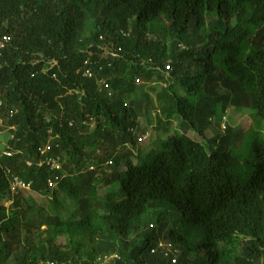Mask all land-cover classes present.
<instances>
[{
	"label": "trees",
	"instance_id": "trees-1",
	"mask_svg": "<svg viewBox=\"0 0 264 264\" xmlns=\"http://www.w3.org/2000/svg\"><path fill=\"white\" fill-rule=\"evenodd\" d=\"M4 35L0 264H172L151 254L157 229L176 264H264V0H0ZM153 96L152 134L177 128L147 151ZM241 107L256 110L251 149L232 144L240 128L206 138Z\"/></svg>",
	"mask_w": 264,
	"mask_h": 264
},
{
	"label": "rangeland",
	"instance_id": "rangeland-1",
	"mask_svg": "<svg viewBox=\"0 0 264 264\" xmlns=\"http://www.w3.org/2000/svg\"><path fill=\"white\" fill-rule=\"evenodd\" d=\"M153 100H154V106L156 110H151V112L149 113H142L141 116L139 117L140 120V127L139 129H145L148 127V131L151 129V126H156V121H155V112H157V106H158V102L155 100V96H153ZM252 112L249 111H242V110H228L229 111V126L233 127V128H239L240 127V131H238V138L236 139L237 134L235 135L234 138H232L231 142L234 145V142L236 145H239V148H241V151H244V153H246L248 151V149H251V144L255 138V134L254 132H256L258 129H255L258 127L259 123H256V119H255V123H254V114H256V111L254 108H251ZM221 112H217V114L215 115V117L213 118L215 120V122L212 124V128H210V130L206 131V138L207 139H213L215 137H220L223 132L221 130V126L219 127L216 124V121H218V117L220 116ZM261 125L263 126V133L262 135L264 136V123H261ZM257 126V127H256ZM91 127H94V124H92ZM253 127V128H251ZM177 128V124L174 123L171 127V131L170 132H165V131H161L158 135L152 134L151 133V137H149L148 139H143V142H139V145H145V148L147 149V151H150L152 149H154L157 145V141H158V137L161 136L163 138L168 137L169 135L173 134V131ZM220 128V129H218ZM190 135L195 139V140H199L202 141L203 138H201L198 134H194V133H190ZM9 132H7L6 130V126L5 123H3V121L0 122V150H3L7 144V140L9 139ZM144 148V150L146 151V149ZM252 156V155H251ZM251 156H247V157H251ZM252 158V157H251ZM250 170H252V168H248L247 173L250 172ZM249 177V174H245L243 176L244 179H247ZM37 199H39V201H43L42 199H40L38 196H35ZM62 197V201L64 202L65 206L67 207L66 211L63 212L62 216L64 218H68L71 215H73V213L75 214V210L73 211V213H70L69 209H71L70 205H71V201L68 200L67 197H65L63 194L61 195ZM45 204V203H44ZM7 206L10 205V203L6 204ZM58 243H62V240H59ZM11 264H16V260H14V258L11 261Z\"/></svg>",
	"mask_w": 264,
	"mask_h": 264
},
{
	"label": "clouds",
	"instance_id": "clouds-1",
	"mask_svg": "<svg viewBox=\"0 0 264 264\" xmlns=\"http://www.w3.org/2000/svg\"><path fill=\"white\" fill-rule=\"evenodd\" d=\"M123 36L125 37H128L129 35L126 34V33H122ZM11 41H12V38L10 36H7V35H4L3 37H0V49L1 50H4L6 47H8L10 44H11ZM99 41L101 42H106L105 40V35H103L102 33H100L99 35ZM183 49H187L188 47H186L185 45L181 46ZM107 48V47H106ZM106 51H108L106 49ZM113 56H116V54H112ZM149 63H151V60L148 61ZM55 63V62H54ZM88 63V61L86 62V64ZM56 64V63H55ZM168 70H169V67H168ZM89 72V73H87ZM84 76L85 77H88V78H93V73L91 72L90 69H86V71L84 72ZM166 76L168 77V74H166ZM235 108L233 109H228L230 111L234 110ZM226 111L225 114L223 115V117L221 118V129H222V132L226 131L227 127H230V128H233L231 126H229V122H228V119H229V111ZM236 110H242L244 112L246 111H249V112H252L251 108H246V107H241L239 109H236ZM256 111V110H255ZM157 114V112H155V115ZM254 114V123H255V113ZM2 120H0L1 122ZM211 122H215L214 119H211L210 120ZM264 123V122H263ZM240 128V127H239ZM10 131H15L16 128L15 127H9L8 128ZM233 129H236V128H233ZM153 131V128H151L147 134L145 136L142 137V139L139 140V142H143L144 140L143 139H148L149 137H151V133ZM8 132V131H7ZM194 133V132H193ZM196 134V133H194ZM9 139L11 138L13 140L14 136L9 134ZM48 147L50 148L48 150ZM46 147L45 150L42 151V154L45 156L47 155L50 151H51V147L48 146ZM12 152V149L11 147L8 146V143L6 144L5 148L3 150H0V157L2 156H5L4 155V152ZM12 156V155H11ZM10 156V157H11ZM8 157V156H6ZM54 162V164L52 163ZM42 165H47L52 171L56 170H60V171H64L63 170V164L62 162H60L58 159H53V158H48L46 159L45 161L42 162ZM89 170L90 171H94L95 170V167L94 166H90L89 167ZM54 182V181H53ZM13 186V183L11 184V192L12 194H16L18 192V189H21V190H27L29 189V186H27L26 188H19V187H16L15 189L12 188ZM51 186L53 187H56L57 186V183L54 182L52 183L51 182ZM10 203V205L12 204L11 202L7 201L6 204ZM9 205V206H10ZM7 206V205H6ZM8 206V207H9ZM150 230L152 229H155L156 227L154 225H150L149 226ZM156 235H157V239H156V246L151 250V254H156L158 253L160 250H162L164 252V254L166 255V257H173L172 259V264H176L177 260H178V255L180 254V251L179 249L177 248L176 245H174L172 242H170L169 240H167L163 234H160V232L156 231ZM121 260V255H120V252H113V253H105V254H102L100 255L97 259H96V263L97 264H113V263H116L117 261ZM41 264H60L59 262L57 261H45V262H42Z\"/></svg>",
	"mask_w": 264,
	"mask_h": 264
},
{
	"label": "built area",
	"instance_id": "built-area-1",
	"mask_svg": "<svg viewBox=\"0 0 264 264\" xmlns=\"http://www.w3.org/2000/svg\"><path fill=\"white\" fill-rule=\"evenodd\" d=\"M87 73H89V72H87ZM49 149L50 148L48 147V150ZM4 155L10 157L12 155V153L7 151V152H4ZM52 163L54 164V162H52ZM16 187L26 188L27 186L22 182L14 180L12 188L15 189Z\"/></svg>",
	"mask_w": 264,
	"mask_h": 264
}]
</instances>
